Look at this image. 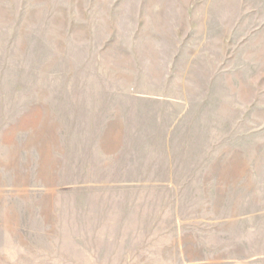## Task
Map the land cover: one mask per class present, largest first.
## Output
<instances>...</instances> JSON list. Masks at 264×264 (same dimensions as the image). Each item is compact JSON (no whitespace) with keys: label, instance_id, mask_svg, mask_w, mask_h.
<instances>
[{"label":"rangeland","instance_id":"374dc122","mask_svg":"<svg viewBox=\"0 0 264 264\" xmlns=\"http://www.w3.org/2000/svg\"><path fill=\"white\" fill-rule=\"evenodd\" d=\"M0 264H264V0H0Z\"/></svg>","mask_w":264,"mask_h":264}]
</instances>
